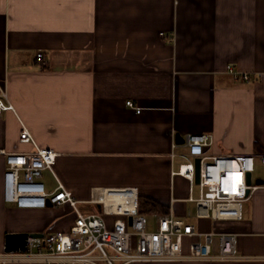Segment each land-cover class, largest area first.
Listing matches in <instances>:
<instances>
[{"label": "crops", "instance_id": "1", "mask_svg": "<svg viewBox=\"0 0 264 264\" xmlns=\"http://www.w3.org/2000/svg\"><path fill=\"white\" fill-rule=\"evenodd\" d=\"M0 97L12 106L0 112V264H40L6 253L8 233L68 231L75 219L67 204L4 202L3 153L30 148L21 122L57 153L48 191L58 179L83 201L93 187H135L155 203L149 219L234 232L241 257L132 264H264V186L240 220L214 223L189 200L197 183L176 174L177 136L210 134L209 155L264 154V0H0Z\"/></svg>", "mask_w": 264, "mask_h": 264}, {"label": "built area", "instance_id": "2", "mask_svg": "<svg viewBox=\"0 0 264 264\" xmlns=\"http://www.w3.org/2000/svg\"><path fill=\"white\" fill-rule=\"evenodd\" d=\"M43 56V53L37 54V58ZM228 71L232 72L233 68L228 66ZM243 78L248 79L247 75ZM126 105L134 107L132 101H126ZM11 108L0 97V112ZM18 140L30 148L3 153L4 202L21 209L67 204L75 219L68 231L28 237L25 250L10 253L14 260L40 264H132L241 258L236 253L234 232L216 229L200 232L172 213L157 215L150 222L139 211V193L135 187H93L89 198L83 201L77 200L58 179L55 189L48 191L42 180L43 172L55 175L57 153L39 146L22 122ZM211 141L210 134L187 135L185 151L178 154L182 162L176 174L187 179L192 187L196 159H199V196L189 197L195 203L196 216L214 223L240 220L243 204L258 187L264 186L255 184L252 177L257 161L264 166V154L209 155L206 148ZM248 174H251L250 181Z\"/></svg>", "mask_w": 264, "mask_h": 264}, {"label": "water", "instance_id": "3", "mask_svg": "<svg viewBox=\"0 0 264 264\" xmlns=\"http://www.w3.org/2000/svg\"><path fill=\"white\" fill-rule=\"evenodd\" d=\"M177 142H184L185 139L176 137ZM248 181H250L251 174L247 175ZM199 182V159H196V179L195 183ZM256 184H264L263 179H257ZM41 233H8L5 238L4 251L6 253H15L23 251L26 248L28 237L41 236Z\"/></svg>", "mask_w": 264, "mask_h": 264}, {"label": "rangeland", "instance_id": "4", "mask_svg": "<svg viewBox=\"0 0 264 264\" xmlns=\"http://www.w3.org/2000/svg\"><path fill=\"white\" fill-rule=\"evenodd\" d=\"M252 177L253 179H264V166H262L258 161L255 163V167H254V171L252 173ZM43 181L47 184H50V182L53 184L52 179H50V177H48V175L43 172ZM196 189L198 190L199 186L196 184ZM84 206V205H79V207ZM71 214V212H70ZM150 222L153 221L152 218L149 219Z\"/></svg>", "mask_w": 264, "mask_h": 264}, {"label": "trees", "instance_id": "5", "mask_svg": "<svg viewBox=\"0 0 264 264\" xmlns=\"http://www.w3.org/2000/svg\"><path fill=\"white\" fill-rule=\"evenodd\" d=\"M155 203L151 199L144 198L139 195V211L144 214L155 212Z\"/></svg>", "mask_w": 264, "mask_h": 264}]
</instances>
